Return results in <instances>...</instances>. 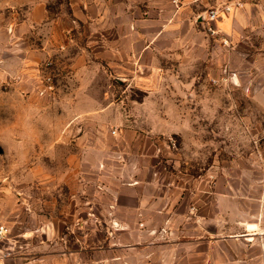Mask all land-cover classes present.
I'll return each instance as SVG.
<instances>
[{
    "label": "rangeland",
    "instance_id": "374dc122",
    "mask_svg": "<svg viewBox=\"0 0 264 264\" xmlns=\"http://www.w3.org/2000/svg\"><path fill=\"white\" fill-rule=\"evenodd\" d=\"M228 20L216 37L197 27V43L145 80L69 62L60 47L47 53L45 27L25 47L0 48V264H28L45 247L65 251L67 264L112 258L106 139L125 130L145 137L133 150L149 157L136 161L167 181L199 190L207 177L214 191L226 181L233 195L264 199V1Z\"/></svg>",
    "mask_w": 264,
    "mask_h": 264
},
{
    "label": "crops",
    "instance_id": "0c3cea01",
    "mask_svg": "<svg viewBox=\"0 0 264 264\" xmlns=\"http://www.w3.org/2000/svg\"><path fill=\"white\" fill-rule=\"evenodd\" d=\"M52 1L0 0L4 54L25 47L30 34L45 27L47 53L60 47L69 62L106 65L111 76L113 67L141 80L146 79V72L158 70L161 58L173 62L181 48L197 43L202 5L223 2L179 0L174 11L171 0H63L54 15ZM263 1L245 0L241 8L218 19V31L227 26L230 16L252 10ZM118 136L106 139L112 143L105 186L111 195L106 221L112 223V258L101 264H264V199L233 195L226 181H216L221 190L214 191L207 177L199 190L196 185L186 188L167 181L163 170L136 161L149 157L145 150H133L144 136L127 130ZM254 171L244 169L238 175L249 176ZM257 172V185L264 194V176ZM207 176H212L211 169ZM95 180L92 190L99 194L101 178ZM31 254L28 264H67L63 250L45 247Z\"/></svg>",
    "mask_w": 264,
    "mask_h": 264
},
{
    "label": "built area",
    "instance_id": "2783aa9c",
    "mask_svg": "<svg viewBox=\"0 0 264 264\" xmlns=\"http://www.w3.org/2000/svg\"><path fill=\"white\" fill-rule=\"evenodd\" d=\"M245 0H223V2H214L210 5L202 14L203 17L200 20L202 29L211 37L219 35V31L216 27V22L219 18L229 15L233 10L241 8ZM174 11L179 7V0H171ZM201 17V16H200ZM115 131H112L114 134ZM7 229L4 225H0V243L6 241Z\"/></svg>",
    "mask_w": 264,
    "mask_h": 264
},
{
    "label": "water",
    "instance_id": "95a60500",
    "mask_svg": "<svg viewBox=\"0 0 264 264\" xmlns=\"http://www.w3.org/2000/svg\"><path fill=\"white\" fill-rule=\"evenodd\" d=\"M203 17V14H201V18ZM1 152V151H0Z\"/></svg>",
    "mask_w": 264,
    "mask_h": 264
}]
</instances>
